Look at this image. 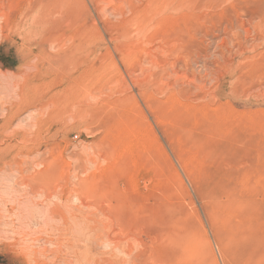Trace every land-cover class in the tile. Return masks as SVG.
Here are the masks:
<instances>
[{"label":"rangeland","instance_id":"1","mask_svg":"<svg viewBox=\"0 0 264 264\" xmlns=\"http://www.w3.org/2000/svg\"><path fill=\"white\" fill-rule=\"evenodd\" d=\"M263 14L0 0V264H264Z\"/></svg>","mask_w":264,"mask_h":264},{"label":"bare ground","instance_id":"2","mask_svg":"<svg viewBox=\"0 0 264 264\" xmlns=\"http://www.w3.org/2000/svg\"><path fill=\"white\" fill-rule=\"evenodd\" d=\"M257 14H258V13H257ZM263 15H264V14H263ZM263 15H262V17H263ZM260 17H261V16H260ZM263 18H264V17H263ZM257 19H258L257 17H253V18H251V21H249V23H250L251 25H254V24H255V27H254L255 30H256V28L258 27L257 30L260 32V31L262 30V29H261V25H260V22H261V21H259V20H257ZM260 19H261V18H260ZM249 20H250V18H249ZM256 20H257V24H256ZM263 20H264V19H263ZM246 21L248 22V20H246ZM247 28H248V27H247ZM250 28H251V27H250ZM257 30H256V32H257ZM247 31H248V30H247ZM259 32H258V33H259ZM263 32H264V31H263ZM263 32H261V33H263ZM261 33H260V35H262ZM247 34H248V33H247ZM249 34H250V33H249ZM258 35H259V34H258ZM261 37H262V36H261ZM262 39H263V38H262ZM256 40H257V39H256ZM263 40H264V39H263ZM238 45H239V44H238ZM238 47H239V46H238ZM239 48H240V47H239ZM239 48H238V49H239ZM244 49H246V48H244ZM241 53H242V52H241ZM164 71H165V70H164ZM166 72H167V71H166ZM166 72H165V74H166ZM165 74H164V75H165ZM258 95H259V94H258ZM133 235H134V234H133ZM136 261H137V260H135V262H134L135 264L137 263ZM134 263H133V264H134ZM131 264H132V263H131Z\"/></svg>","mask_w":264,"mask_h":264}]
</instances>
